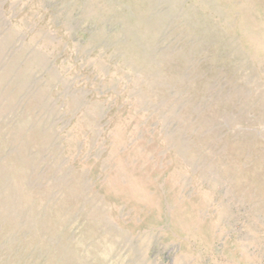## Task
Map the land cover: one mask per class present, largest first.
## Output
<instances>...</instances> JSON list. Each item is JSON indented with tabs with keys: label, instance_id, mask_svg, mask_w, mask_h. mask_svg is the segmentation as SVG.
Masks as SVG:
<instances>
[{
	"label": "rangeland",
	"instance_id": "1",
	"mask_svg": "<svg viewBox=\"0 0 264 264\" xmlns=\"http://www.w3.org/2000/svg\"><path fill=\"white\" fill-rule=\"evenodd\" d=\"M0 264H264V0H0Z\"/></svg>",
	"mask_w": 264,
	"mask_h": 264
}]
</instances>
